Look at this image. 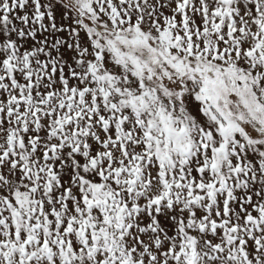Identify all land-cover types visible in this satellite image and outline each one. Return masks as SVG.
<instances>
[{"label":"snow or ice","instance_id":"1","mask_svg":"<svg viewBox=\"0 0 264 264\" xmlns=\"http://www.w3.org/2000/svg\"><path fill=\"white\" fill-rule=\"evenodd\" d=\"M0 264H264V0H0Z\"/></svg>","mask_w":264,"mask_h":264}]
</instances>
